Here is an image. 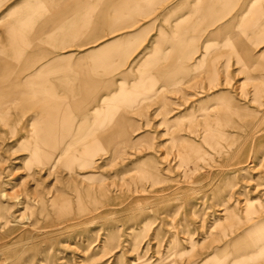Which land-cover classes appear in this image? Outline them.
<instances>
[{"label":"rangeland","instance_id":"rangeland-1","mask_svg":"<svg viewBox=\"0 0 264 264\" xmlns=\"http://www.w3.org/2000/svg\"><path fill=\"white\" fill-rule=\"evenodd\" d=\"M179 1L119 27L143 33L124 43L125 66L106 78L114 102L102 96L91 120L75 118L74 126L108 124L112 140L76 139L46 105L33 113L11 105L6 84L22 70L0 58V264H264L254 254L264 246V26L246 27L264 22V0H250L234 23L235 0L223 26L207 25L194 0L165 18ZM163 35L179 49L161 50L171 44ZM185 37L198 48L181 49ZM75 41L62 54L103 42L90 33ZM67 146L95 157L55 165Z\"/></svg>","mask_w":264,"mask_h":264},{"label":"crops","instance_id":"crops-1","mask_svg":"<svg viewBox=\"0 0 264 264\" xmlns=\"http://www.w3.org/2000/svg\"><path fill=\"white\" fill-rule=\"evenodd\" d=\"M167 1L0 0V12L2 11L0 23L4 24L1 31L3 44L0 45V58L8 57L9 62H4V64L16 67V69L21 67L22 70L20 73L13 74L10 79L19 81V83L6 84L7 88L12 89L10 97L7 98L9 103L18 104L27 109L29 113L37 111L39 108L37 106L41 104L46 105L47 111H45L49 113L48 116L52 121L58 122V129L70 130L71 133L73 128H76V139L109 138L112 140L113 133L105 134L107 128L110 127L108 124H104L102 128H89L87 125L74 126L75 118L79 116L84 121L91 120L87 118V115L93 112L97 100L102 96L107 97L103 105L114 102V82L107 81L106 78L114 74L116 66H125L123 62L124 54L127 52L125 49L132 46L123 47L124 43L134 42L138 37L137 34L143 33L137 30L125 31L119 27L140 25L141 21L137 18L142 16L147 18L150 13L152 14ZM194 1V8L200 9L199 13L204 15L205 22L209 26L217 22L223 26L224 23L221 25V22H226V20L223 19L222 14L235 5V0H205L203 3L199 0ZM249 1L236 0V12L231 17L235 19L234 23ZM185 3L186 0H180L178 4L166 7L168 11L164 14L165 18H169L173 11L184 8ZM57 8H62V10H55ZM52 10L54 13L48 17L47 12ZM62 15L66 16V20L61 23ZM259 16L264 17L263 14ZM252 23H247L246 27H250ZM176 24L178 30L184 26L182 21ZM51 25H57V28L44 29L45 26ZM121 30L127 32L128 35L124 33L125 35L112 39L106 38L107 34ZM240 31L241 29L237 30L241 33ZM83 33L92 34L95 42L100 43L102 40L103 42L94 49L89 48L81 54H62L63 51L75 47V40ZM99 34L104 37H99ZM175 38L176 36L163 35L161 40L171 44L160 47V49H179L178 46L173 45ZM182 43L184 45L180 46L181 49L198 48L194 44V37L192 39L185 37ZM87 45L83 44L78 48L90 46ZM187 62L188 60H185L175 64L186 65ZM145 64L147 62L143 63ZM148 64L160 63L149 62ZM32 89L39 95L36 100L32 99ZM35 115H40V112ZM50 119L46 121H51ZM99 120L102 119L99 117ZM36 121L42 122L43 119L40 116ZM111 142L107 140L100 143L87 141L83 145H109ZM256 247L254 254L264 257V246Z\"/></svg>","mask_w":264,"mask_h":264},{"label":"bare ground","instance_id":"bare-ground-1","mask_svg":"<svg viewBox=\"0 0 264 264\" xmlns=\"http://www.w3.org/2000/svg\"><path fill=\"white\" fill-rule=\"evenodd\" d=\"M260 18H262L261 16H259ZM263 24L262 20L261 21H257L256 23H252V26H254V29H257V27H261ZM251 26V25H250ZM263 27V26H262ZM264 29V28H263ZM262 31V29H260ZM260 31V32H261ZM259 32V31H258ZM256 39H259L256 38ZM228 60V59H227ZM236 63V62H235ZM226 64V63H225ZM236 65V64H235ZM241 68V67H240ZM216 79V78H215ZM217 83V82H216ZM115 98V97H114ZM117 99V98H116ZM71 146H67L66 148H64L62 150V154L60 157H58L56 159V164L55 165H66L67 168L71 169L75 166H84V165H89L91 164V161L93 160V158L95 157V151L94 149H88L86 150L85 148H80L81 150L79 151H73L70 152ZM143 179V178H142ZM201 185V184H200ZM1 220V219H0Z\"/></svg>","mask_w":264,"mask_h":264}]
</instances>
